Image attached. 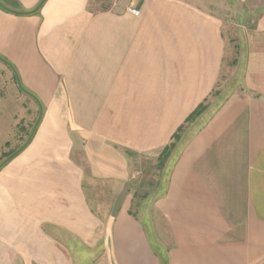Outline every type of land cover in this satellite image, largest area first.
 I'll list each match as a JSON object with an SVG mask.
<instances>
[{
  "label": "crops",
  "instance_id": "1",
  "mask_svg": "<svg viewBox=\"0 0 264 264\" xmlns=\"http://www.w3.org/2000/svg\"><path fill=\"white\" fill-rule=\"evenodd\" d=\"M227 1L222 97L238 48L206 0L0 6V55L42 106L0 168V264H264V0Z\"/></svg>",
  "mask_w": 264,
  "mask_h": 264
},
{
  "label": "rangeland",
  "instance_id": "2",
  "mask_svg": "<svg viewBox=\"0 0 264 264\" xmlns=\"http://www.w3.org/2000/svg\"><path fill=\"white\" fill-rule=\"evenodd\" d=\"M100 1V5L109 3V0ZM206 2L211 3L213 9L218 10L220 14L224 15L223 30L225 37L226 39L232 38L233 45L235 44L238 48V51L234 49L236 62L232 65L228 61L223 65L218 91V95L222 97L228 94L231 87L237 90L241 86L242 65L239 60L241 58L240 49L243 27L240 26V23L233 16L229 15V11L223 9V7L230 8L228 4L231 3H228L227 0H206ZM231 41L228 40L227 42L231 44ZM9 63L13 66L11 62ZM6 65L11 69V66L0 58V159H4L7 152L20 146L26 140L38 115V106L34 105L33 100L28 94L19 89L14 73L13 75L12 73L10 74ZM217 98L219 97H214L213 99L217 100ZM139 179L144 181V177L140 178L139 176ZM145 189L146 184H143L138 190L136 200H139L140 196H144ZM90 195L92 194L90 193Z\"/></svg>",
  "mask_w": 264,
  "mask_h": 264
},
{
  "label": "water",
  "instance_id": "3",
  "mask_svg": "<svg viewBox=\"0 0 264 264\" xmlns=\"http://www.w3.org/2000/svg\"><path fill=\"white\" fill-rule=\"evenodd\" d=\"M44 0H40L39 3L30 11H26V12H23V11H18V10H12L10 8H7L6 6H4L1 2H0V6L6 10H9L11 12H15V13H27V12H33L35 11L36 9L39 8V6L41 5V3L43 2ZM0 58L2 60H4L8 65L11 66V69L14 73V77H15V80H16V84L17 86L19 87V89H21L23 92H25L26 94L30 95L38 104V115L34 121V124L32 126V129L29 133V135L27 136L26 140L20 145L18 146L15 150H13L8 156H6L1 162H0V166H2L5 162L9 161L11 158H13L16 154H18L21 150H23L25 148V146L29 143V141L31 140L34 132H35V129L41 119V116H42V106H41V103L39 101V99L33 94L31 93L29 90H27L20 82L19 80V77L17 75V72L15 70V68L9 63V61L3 59L1 56Z\"/></svg>",
  "mask_w": 264,
  "mask_h": 264
},
{
  "label": "trees",
  "instance_id": "4",
  "mask_svg": "<svg viewBox=\"0 0 264 264\" xmlns=\"http://www.w3.org/2000/svg\"><path fill=\"white\" fill-rule=\"evenodd\" d=\"M1 57H2V56H1ZM2 58L6 60V58H4V57H2ZM7 61H8V60H7ZM204 108H205L204 103H201L200 105H198V106L193 110V112H192V113L186 118V122L190 121L191 119H193L194 117H196L198 114H200V113L203 111ZM183 127H184V125L180 126V127L175 131V133L172 135V139H173V140H176V139L178 138L179 133L183 130ZM17 147H18V146H17ZM17 147H16V148H17ZM172 147H173V142L171 141V143H170L169 145L165 146V148H164V150H163V152H162V157H163V158L166 157V156L170 153ZM16 148L11 149L9 152H7V153L5 154V156H8V155H9L13 150H15ZM5 156H4V157H5ZM2 160H3V159H0V162H1ZM7 162H8V161H7ZM7 162H5L3 165H5ZM3 165L0 166V168L3 167Z\"/></svg>",
  "mask_w": 264,
  "mask_h": 264
},
{
  "label": "built area",
  "instance_id": "5",
  "mask_svg": "<svg viewBox=\"0 0 264 264\" xmlns=\"http://www.w3.org/2000/svg\"><path fill=\"white\" fill-rule=\"evenodd\" d=\"M128 10L134 15H138L139 14V10L137 8H135V7H131L130 6V7H128Z\"/></svg>",
  "mask_w": 264,
  "mask_h": 264
}]
</instances>
